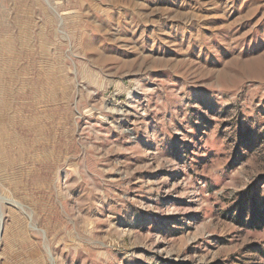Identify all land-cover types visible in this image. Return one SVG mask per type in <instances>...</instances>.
Here are the masks:
<instances>
[{
    "label": "rangeland",
    "instance_id": "rangeland-1",
    "mask_svg": "<svg viewBox=\"0 0 264 264\" xmlns=\"http://www.w3.org/2000/svg\"><path fill=\"white\" fill-rule=\"evenodd\" d=\"M0 264H264V0H0Z\"/></svg>",
    "mask_w": 264,
    "mask_h": 264
}]
</instances>
